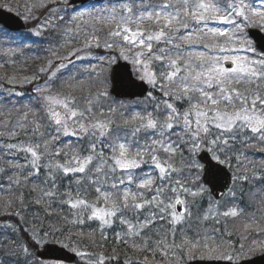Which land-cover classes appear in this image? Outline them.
<instances>
[{
    "label": "snow or ice",
    "instance_id": "obj_1",
    "mask_svg": "<svg viewBox=\"0 0 264 264\" xmlns=\"http://www.w3.org/2000/svg\"><path fill=\"white\" fill-rule=\"evenodd\" d=\"M97 4L88 10L72 6L49 9L48 17L37 26L34 35L56 32L65 21L61 13L69 21L85 17L96 22L116 21L115 29L107 33L111 42L101 44L99 36L93 33L82 48L114 49L116 56L101 58L103 63L111 68L117 57L130 61L136 79L129 72L127 86L147 84L152 91L146 92L143 101H136L139 110L128 113L127 117L114 107H109L106 115L100 100L107 98V91L95 97L89 95L83 109L76 107L74 96L50 93L51 85L71 72L70 57L81 58L79 50L73 51L69 58L56 57L40 69L41 73H48V78L43 87H35L40 101L37 107L43 111L51 134L42 143L4 145L9 155L22 154L24 163L6 159L8 168L0 167V173H19L8 176V189L18 195L5 202L0 213L16 218L15 224L11 221L0 224V264H45L33 248L49 244L70 250L85 260V264H105V261L111 264L113 259L118 260L119 257L103 253L78 251L73 246L74 240L83 234L74 236L71 227L86 222H98L102 240L108 239L106 229H112L114 224L122 226L123 234L116 232L115 238L123 244L132 237L140 238L143 245L133 243L132 247L142 251L153 249H148V239L141 234L157 222L167 223L169 232L157 241L154 249L162 255H168L165 250L168 249L173 256L179 253L181 259L184 256L190 259L203 249L201 255L210 259L251 264L249 256L264 253V239H249L253 233L264 237V227L259 226L264 218V176L245 169L233 175L225 169H230L232 160L238 159L232 155L238 146L247 148L251 140L264 144V51L257 52L245 32L250 27L264 29V0H97ZM144 20H154L158 25L163 21V25L158 31L146 34L139 27ZM210 23L232 27L222 30L209 27ZM132 24L137 27L133 29ZM192 24L202 26L201 32L207 29L209 34L226 37L227 43L238 46L209 48V54L200 52L194 60L191 56L171 58L168 53L172 48H160L158 56L152 53L153 42L166 45H173L174 39L192 42ZM181 29L184 35H180ZM73 33L68 28L63 35ZM30 38L23 34L11 37L21 42ZM174 47L179 50V45ZM213 51L228 54L220 57L211 54ZM241 52L246 54L239 55ZM52 54L55 56L54 51ZM153 57L160 62L162 70L150 68ZM85 71L95 75L106 73L105 68L97 73L94 66ZM105 81L106 75L105 80L98 82ZM24 82L32 83V80L26 77ZM154 91L159 96H154ZM97 106L99 116L93 114V107ZM23 121L32 124L34 136H44L35 114L30 120L28 112H24ZM70 124L74 126L71 129ZM17 127L24 128V123H18ZM5 134L11 138L17 136L10 128L0 131V137ZM63 136L86 141L85 154H70L60 147L50 150V143L58 142ZM201 154L211 156L206 179L212 189L201 179L205 169L197 159L203 158ZM62 155L64 159L60 162ZM211 161H216V165ZM145 167L151 172H143ZM253 179L256 184L251 183ZM65 181L68 183L64 184ZM62 184L64 191H60ZM221 188L223 191L218 190ZM92 193L94 198L89 199ZM26 195L31 197L28 203ZM53 202L61 208L67 206L72 218L62 217L63 224L46 222L45 217L55 215ZM14 205L18 207L12 210ZM245 209L251 210L241 236L245 242L231 251L214 242L213 235L219 233L217 228L213 227L211 232L192 228L194 224H221L223 218L241 217ZM29 212L31 215L26 219ZM257 212L261 217H257ZM177 226L182 235L193 231L197 239L183 238L176 243ZM168 236L172 237L170 244L165 242Z\"/></svg>",
    "mask_w": 264,
    "mask_h": 264
},
{
    "label": "trees",
    "instance_id": "obj_2",
    "mask_svg": "<svg viewBox=\"0 0 264 264\" xmlns=\"http://www.w3.org/2000/svg\"><path fill=\"white\" fill-rule=\"evenodd\" d=\"M32 23L35 24L34 22ZM29 24L27 25V31L21 32L19 34H23L26 37H31L30 39H27L23 42H28L30 46L25 47V49L20 52V54H14L13 56H11V53H7L6 55L0 53V64L1 61L7 60L23 62L26 58L29 57L31 53L35 54V60H37V62L35 61V63L31 64V72L39 79L37 82L28 83L24 86L15 88L13 92L8 93V95H5V97L0 94V131H5L6 128H10L17 132V136L15 138H11L7 134H5L3 137H0V167H4L6 169L8 168V165L5 160L7 159L13 161V159L16 160L18 159V157L9 155L4 148V145L11 143H15L18 145H27L29 138L28 134L32 132V124L25 123L23 121L24 112H28L30 120L33 118V114H35V119L41 125V132L47 133L49 132V130H51L46 123V120L43 118V111L37 107V104L40 103V101L37 99L39 94L35 92V87H43L44 81L48 78V73L40 72V69L42 67L46 68L47 64H44L43 62H40L38 60L45 57H51L52 50L50 48L52 47V45L56 46L60 42V29L62 28V25H59L56 32L45 31L41 36H35L34 33L28 31L31 27ZM5 33L11 34L8 31H5ZM19 34L12 35L17 36ZM198 42L201 43V40H199ZM180 45L185 46L184 42L180 43ZM69 67L71 68V72H66L61 80L51 85L50 93L53 96H74L76 107L83 109L87 106V97L89 95L95 97L99 92L107 91V98H101L100 100V105L103 107L106 115L108 114L107 109L109 107H114L118 112H123L125 117H127L128 113L139 110V107L136 105V101L143 100H118L109 93V82H94L96 77L95 74H89L88 72L82 74L72 66L69 65ZM158 69L159 71L162 70L160 64ZM69 76L74 77V79L70 80ZM106 81H108V77H106ZM7 85L8 76L5 74L4 69L0 67V90H4L6 87H8ZM13 93H15V95H13ZM153 93L159 95V93L156 91H154ZM120 105H123L124 107L121 108ZM99 112L100 107H93L94 115L99 116ZM113 118L115 119L116 117ZM119 122L120 120L117 119V123ZM18 123H24V128L17 127ZM69 127L71 129L74 126L70 124ZM47 136L49 137V135ZM35 139L37 141V138ZM249 144L250 146L247 148L238 146L234 153H232V155H235L236 157H238V159L242 157L245 160L248 157L252 156L255 157L256 160H258V157H261L262 148L264 149V144L256 140L249 141ZM86 146V141L81 142L75 136H63L59 138L58 142L56 141L55 145L52 146L50 150H53L55 147H60L62 150L69 151L70 154H85L84 149L86 148ZM63 159L64 158L62 155L59 158L60 162H63ZM177 166H179V163ZM146 169H148V167H145V170ZM9 175H19V173H13L11 171L0 173V189H3L2 191H0V213L4 211V203L14 199V197L18 195L17 192L8 189ZM67 183L68 181L64 182V184ZM251 183L256 184L257 181L253 179ZM64 184L61 185L60 191L65 190ZM88 198L93 199L94 193L90 194ZM30 199L31 197L26 195V203H28ZM221 203L223 204L224 201H221ZM29 206L33 207L30 204ZM17 207V205H14L12 210H15ZM35 210L40 211L41 215H43V212L40 208H36ZM52 211L55 213V215L51 217H45V221L48 223L63 224L64 221L62 217L67 216L69 219L72 218L67 206L61 208L56 206L53 202ZM250 211L251 210L249 209H245V214L238 218H223L221 224H215L214 222L205 223L202 226L194 224L192 225V228L194 231L199 230L202 232H206V230L207 232H211V229L213 227L217 228L219 230V233L213 235L214 242L216 244L223 245L224 250L231 251L233 247H238L239 243L245 242L242 241L241 236L244 233V224L248 222ZM30 215L31 213L29 212L25 218L28 219ZM256 215L257 217H261L260 212H257ZM4 221H11L16 223V218L14 216L0 214V224ZM259 226L264 227V218L261 219ZM70 230L73 232L74 236L76 234H83L78 236L73 242V246H76L78 248V251L103 253L105 256L119 257L118 260L113 259L111 264H187L192 259H210L206 256L201 255L203 249H201L200 251H196L194 256L190 259L187 256H184V258L181 259L179 253L173 256L172 251L168 249H165L166 251H168V255H162L160 251L154 250L157 247V241L164 238L165 234L169 232V225L163 222H157V224L151 227L150 230L146 231V233L141 234L146 239H148V249H153H146L143 251L139 248L132 247L133 243H135L136 245H143V241L140 238L132 237L128 240L127 244H123L115 238L116 232L123 231V227L118 224H114L112 229H106L105 234L108 236L107 240L101 239V232L98 222H86L82 226L71 227ZM227 233H231L232 235L229 236ZM183 238H187L189 240L197 239V237L193 235V231H185L182 235L179 226H177L175 242L180 243ZM249 239L260 240L264 239V237L253 233L249 237ZM93 241H95L96 243L93 244ZM165 242L170 244L172 242V237L168 236ZM38 249L39 248H33V251L36 252ZM258 254L262 253L257 252L249 257ZM145 258H147V261H145ZM105 262L108 263V261Z\"/></svg>",
    "mask_w": 264,
    "mask_h": 264
},
{
    "label": "rangeland",
    "instance_id": "obj_3",
    "mask_svg": "<svg viewBox=\"0 0 264 264\" xmlns=\"http://www.w3.org/2000/svg\"><path fill=\"white\" fill-rule=\"evenodd\" d=\"M93 4H97V2H90L88 4H71V0H60L59 3H57V0H0V9H4L9 12H13L19 16H21L28 24L31 26L28 30L29 32L34 33V30L37 28V26L45 20L49 15V9L52 10H58L60 8H69V6L75 7L78 10H88L91 8ZM97 6H100L97 4ZM61 15L65 16V21L62 25L61 31V39L60 42L55 46L52 45L50 48L52 52H55V56L53 54L51 57L43 58L38 61L43 62L44 64H47L49 61H55L56 57L60 58H69L70 54L75 51L79 50L78 55L81 57L80 59H76L75 57H70L72 59V66L76 70L80 71L82 74L85 72L86 69H91L93 66L96 69V72L99 73L101 68L106 69L105 74H99L96 75L94 82H98L100 80H105V75L108 77V89L110 88V80H109V74L111 68H108L102 61L101 58H106L108 55L116 56V51L114 49H106V48H96L92 47L91 49H83L82 45L85 41L89 40L90 34H95L99 36L101 44H103L105 41H110V38L108 37L107 33L110 30L115 29L116 21H113L111 23L107 22H96L93 20H90L89 18L85 17L84 20H78V21H69L68 17L65 13H61ZM26 16L31 17L30 19H25ZM38 20V21H37ZM34 22L35 24H33ZM36 25L35 27H33ZM163 25V21L158 25L154 20H144L142 23H140L139 27L145 30L147 33H154L159 30V28ZM131 27L135 29L137 27L136 24H132ZM202 26H196L194 24L191 25L192 28V42L183 41L180 39H174L173 45H166L162 42L157 43L153 42L152 47V53L155 54V56H158L159 49L160 48H172L173 50L168 53V55L175 59L178 55L183 56L185 58H188L191 56L194 60L195 56L200 53L204 52L206 54L208 53V49H217L221 47H235L238 45H232L227 43L226 37H219L211 35L207 32V29H204L203 32L200 31V28ZM209 27L212 28H219V29H231V25H225L222 23H210ZM72 28L74 30L73 34H67L63 35L66 29ZM250 28H257V27H250ZM250 28L245 29V32H247ZM261 30L264 33V29L257 28ZM167 31V29H165ZM5 32L0 30V53L6 55L7 53H11V56L14 54H20L25 47L30 46L28 42L23 43L24 41H14L11 39V37H15L12 35H4ZM185 32L183 29H181L180 35H184ZM247 40H249L254 46L253 41L249 38V36L246 34ZM201 40V43L198 41ZM184 42L185 46L180 45V43ZM174 45H179V50L177 51ZM255 47V46H254ZM13 49L12 52H9L8 49ZM17 49H19L17 51ZM134 51L136 49H133ZM211 54L217 55L220 57H223V55H226L228 53H221L213 51ZM239 55H245L246 53H238ZM124 61L123 59L117 57L116 63L118 61ZM37 62L35 60V54H30L28 58H26L23 62L22 61H1L0 67L4 69L5 74L8 76V87H6L4 90H0V94L5 97V95H8V93H11L15 90V88L24 86L28 83L24 82L25 78L32 80V82H37L39 79L31 72L33 63ZM64 63H67V59L63 60ZM131 64L130 61H126ZM114 63V64H116ZM113 64V65H114ZM159 68L160 62L156 60L154 57L151 59L150 68L154 69L156 71H159L157 66ZM74 65V66H73ZM112 65V66H113ZM53 68L56 67L55 63L52 65ZM44 68V67H42ZM133 69V67H132ZM133 72L135 73V70L133 69ZM79 74V73H78ZM90 74V73H89ZM136 76V74H135ZM14 78V79H13ZM154 96H159L157 94H154ZM2 97V98H3ZM138 111V110H137ZM42 131V129H41ZM51 134V130L49 132L44 133L43 137H35L32 132L28 134V142L27 144L40 142L42 143L44 139H48L47 135ZM37 138V141L36 139ZM56 141H53L50 143V148L54 146ZM260 158V159H259ZM19 162L21 164L24 163L23 155L21 154L18 156ZM198 159V158H197ZM13 161H15L13 159ZM232 167L230 168L234 175L237 171L241 169L248 170L250 173L254 172L256 176L264 175V149L262 148L261 157H258V160L255 159V157H248L247 159H243L242 157L240 159H233ZM143 172L149 173L151 172V169L148 168L145 170V168L142 169ZM202 179V174H201ZM158 182V180H157ZM135 190V189H133ZM150 195V194H149ZM224 209L221 208V211ZM3 223V222H2ZM1 223V224H2ZM15 224V222H12ZM207 232V230H206ZM123 234V231L120 232ZM53 261L51 260H45V264H52ZM60 264H64L60 262ZM76 264H85V260H82L79 258V262ZM105 264H108L105 262Z\"/></svg>",
    "mask_w": 264,
    "mask_h": 264
},
{
    "label": "water",
    "instance_id": "obj_4",
    "mask_svg": "<svg viewBox=\"0 0 264 264\" xmlns=\"http://www.w3.org/2000/svg\"><path fill=\"white\" fill-rule=\"evenodd\" d=\"M88 1L91 0H71V4L86 3ZM0 23L12 31H21L26 28V24L19 16L3 9H0ZM248 33L255 42L256 47L259 50L264 51V33L257 28L249 29ZM129 72L132 73V78L136 79L132 71V65L130 63L126 61H119L112 67L110 73L111 94L118 99L132 100L136 98H144L146 96V92L150 91V86L144 84L136 88L128 87L126 82ZM137 82L139 83V81ZM201 155L203 158L201 159V157H198V159L205 166L203 172V181L209 187V189H212V185L209 184L206 179L211 156L210 154ZM211 164L216 165V161H211ZM225 171L231 172L229 169H225ZM218 190L223 191L222 188ZM213 196H215V192H213ZM36 254L37 257L42 260H58L68 264H73L78 259V256L72 253L70 250L64 249L60 245L55 244L45 245L43 248L39 249ZM248 260L251 261V264H264V253L248 258ZM188 264H228V262L219 259H195L191 260Z\"/></svg>",
    "mask_w": 264,
    "mask_h": 264
}]
</instances>
